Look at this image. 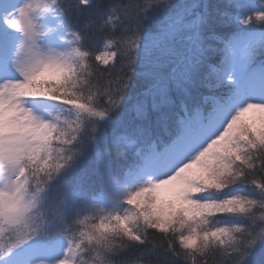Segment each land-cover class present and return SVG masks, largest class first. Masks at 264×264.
<instances>
[{"label": "snow or ice", "instance_id": "1", "mask_svg": "<svg viewBox=\"0 0 264 264\" xmlns=\"http://www.w3.org/2000/svg\"><path fill=\"white\" fill-rule=\"evenodd\" d=\"M0 264H264V0H0Z\"/></svg>", "mask_w": 264, "mask_h": 264}]
</instances>
